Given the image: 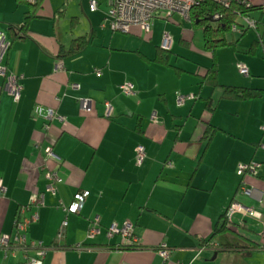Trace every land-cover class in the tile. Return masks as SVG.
Here are the masks:
<instances>
[{
	"label": "crops",
	"instance_id": "1",
	"mask_svg": "<svg viewBox=\"0 0 264 264\" xmlns=\"http://www.w3.org/2000/svg\"><path fill=\"white\" fill-rule=\"evenodd\" d=\"M249 2L253 10L237 19L231 39L226 35L236 46L213 55L204 39V47L195 48L203 53L193 52L199 63L180 66L172 63V50L189 47L203 31L192 19L176 15L154 20L150 34L138 27L121 33L106 21L108 0H0V31L12 43L4 65L23 87L16 102L0 73V181L6 189L0 242L14 234L20 208L38 192L44 206L25 217L39 215L27 240L48 248L43 264H264V0ZM29 12L34 17L15 37L11 30L22 29ZM165 33L173 38L169 52L162 49ZM81 38L89 40L85 49L67 55ZM158 55L167 56L169 65L156 61ZM215 62L219 87L207 82ZM125 83L135 85V95L122 92ZM225 87L261 96L226 99ZM179 94L195 99L178 106ZM81 99L92 101L90 111ZM138 146L146 150L141 165ZM48 148L60 161L47 157ZM251 162L261 165L258 175L240 177L239 165ZM49 170L59 174L57 194L47 192ZM241 186L250 194H240ZM235 198L259 218L236 215L231 232L213 237ZM79 199V214L64 212L62 205ZM96 217L101 234L89 239ZM114 223L133 224L139 246L125 248L120 236L108 239L106 229ZM162 245L168 260L159 253ZM25 255L18 250L6 257L0 247V264H24Z\"/></svg>",
	"mask_w": 264,
	"mask_h": 264
},
{
	"label": "built area",
	"instance_id": "2",
	"mask_svg": "<svg viewBox=\"0 0 264 264\" xmlns=\"http://www.w3.org/2000/svg\"><path fill=\"white\" fill-rule=\"evenodd\" d=\"M211 1L217 5L229 9L231 6L237 4L245 6L246 8H251L249 0H108L109 10L107 13L106 21L109 22V28L113 32L130 33L133 28L138 27L146 34L152 32V22L157 19L171 20L174 16L179 15L186 20L191 19L192 11L206 3ZM92 10L98 8L97 2L91 3ZM240 17H243L240 15ZM222 19V15H214L212 22L218 23ZM247 24L250 27H255L256 23L252 20L245 18ZM233 31H238L237 25L232 27ZM11 41L7 38L6 34L0 31V73L5 80V88L9 94L17 102L20 100L22 85L20 83V78L13 74H9L4 65V60L10 51ZM173 45V38L169 33H165L162 41V49L164 51H171ZM240 72L248 76L249 71L246 65H239ZM100 73V72H99ZM98 73V74H99ZM73 89H79V85H72ZM121 90L126 96H133L136 93L135 85L132 83H125L121 85ZM193 95H178L177 104L178 106H183L188 100H194ZM82 109L85 111L91 110L92 101L89 99L80 100ZM112 114V105L110 103L106 104V115L109 117ZM56 118V114L53 110H50L48 114V119L52 120ZM60 121L65 119L58 117ZM152 120L157 122V115L153 114ZM45 154L48 158L60 161V159L55 155L51 148L46 149ZM146 158V150L143 146H138L136 150V161L138 165H141ZM261 165L258 163H248L240 164L238 167V175L242 178L246 176L256 177L259 173ZM46 180L49 182L47 186V192L52 194H57L56 184L60 181L59 174L57 171H47L45 174ZM242 185H244L242 183ZM6 193V189L0 181V196ZM240 194L249 195L250 192L240 188ZM44 195L42 193L35 192L32 194L30 203L27 206H23L19 210L18 218L14 224V234L4 235L0 242V247L4 250L6 257L11 251H24L25 263L24 264H43V260L47 253V247L42 242H31L27 240V233L30 225L39 219L37 212H34L29 218L25 217L27 211L32 209H37L44 206ZM84 207V200L79 199L74 205L67 207L62 205L64 212H73L79 214ZM236 215L241 216H252L259 218V214L249 206L241 203L237 198H235L228 207L226 211L227 219L230 223L233 222V218ZM67 226V220L63 222L62 231L59 234L58 240L60 241L63 237V231ZM101 219L96 217L90 225L87 233L89 239H94L101 234ZM135 226L131 223H125L120 226L117 223L112 224L106 229V236L108 239H113L115 236H120L126 246L130 248L138 247L137 240L134 236ZM29 249L34 250L32 256L27 254ZM159 253L165 259H169L170 251L166 245H162L159 249Z\"/></svg>",
	"mask_w": 264,
	"mask_h": 264
},
{
	"label": "trees",
	"instance_id": "3",
	"mask_svg": "<svg viewBox=\"0 0 264 264\" xmlns=\"http://www.w3.org/2000/svg\"><path fill=\"white\" fill-rule=\"evenodd\" d=\"M253 8H246L241 5H233L229 9L221 7L216 3L207 1L201 6L195 8L192 11L191 19L196 26L201 27L204 32L205 39V50L213 53L215 55L216 51L228 47L236 46L235 42H229L226 38V35L229 32H232V27L237 25V19L241 16L245 17ZM34 12H29L26 15L24 27L22 29H12L11 32L15 37H19L23 31H25L30 23V20L34 17ZM222 15V19L218 22L217 27H213L211 21L214 15ZM89 40L87 38H81L75 40L72 44V47L67 55H76L83 51ZM215 58V56H214ZM156 61L169 65V60L167 56L158 55ZM218 69L216 62L213 67L208 71L207 82L214 87H219L218 82ZM224 98L232 100H250L255 99L261 96V92L253 89L246 88H235V87H225ZM220 225L216 228L214 236L216 237L221 234H226L231 232L234 224L230 223L227 219L226 214L221 218ZM125 248H130L125 246ZM264 249V248H263Z\"/></svg>",
	"mask_w": 264,
	"mask_h": 264
},
{
	"label": "rangeland",
	"instance_id": "4",
	"mask_svg": "<svg viewBox=\"0 0 264 264\" xmlns=\"http://www.w3.org/2000/svg\"><path fill=\"white\" fill-rule=\"evenodd\" d=\"M73 1H77V0H73ZM86 1H91V0H86ZM168 23H171V24H174V22H168ZM183 26L186 27V26H189L191 28V24L189 22H182ZM212 24V23H211ZM174 26H177V27H181L183 28V26H179L177 24H175ZM212 26H214L212 24ZM164 31V30H162ZM197 39L195 40V42L191 41L190 42V46H186V45H178L176 48H174V50H172V60L174 64L178 63V65L180 66H189V63H199V62H196L197 60V55H193V52H196V54H201L203 53V51H198L196 49H201L204 47V34H203V31H198L197 33ZM228 38L231 39L233 34L231 32L228 33ZM196 48V49H195ZM196 57V58H195ZM183 95V94H182ZM187 95V94H185ZM189 95V94H188ZM219 263H222V258H220V260L218 261ZM228 262L225 261V264H227Z\"/></svg>",
	"mask_w": 264,
	"mask_h": 264
}]
</instances>
